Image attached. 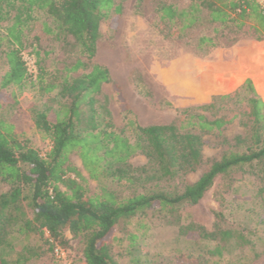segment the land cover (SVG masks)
Wrapping results in <instances>:
<instances>
[{"label":"trees","instance_id":"1","mask_svg":"<svg viewBox=\"0 0 264 264\" xmlns=\"http://www.w3.org/2000/svg\"><path fill=\"white\" fill-rule=\"evenodd\" d=\"M35 9L51 20L43 24L44 32L71 37L85 60L77 57L65 64L58 81H45L42 72L35 76L41 95L56 91L55 106L30 110L34 128L50 143L45 156L0 111V186H6L0 188V264H40L45 250L38 243L46 245L47 251L65 250L64 231L82 240L83 264H118L109 241L119 223L155 207L166 211L196 204L217 176L236 169L256 170L257 179L264 184V100L246 79L233 92L201 106L210 108L215 100L248 93L246 120H239L246 130L232 137L234 150L211 160L207 170L180 192H142L146 183L197 171L203 163V136H222L239 114L209 119L183 109L168 124L140 126L128 120L132 136L117 130L106 98L100 101L97 97L101 85L110 81L109 71L89 63L96 52L100 21L121 12V5L114 0H0V96L10 86L22 88L33 83L21 49L25 25ZM155 10L174 36L197 26L203 16L209 24H217L213 35L197 39V47L215 46L217 33L224 35V30L234 34L245 31L256 39L264 35V1L190 0L182 7L160 1ZM235 76L239 81L251 76L264 95V74L237 72ZM9 103L1 101L0 108ZM72 152L89 179H108L110 186L88 194L85 178L69 164ZM138 153L147 163L132 167L128 160ZM212 213L216 220L212 230L194 226L201 239L216 242L198 264L212 257L216 259L210 263L216 264L230 239L249 243L240 230L219 226L223 221L220 212ZM128 240L131 263L149 262L140 263L132 254L137 251L136 236L129 234Z\"/></svg>","mask_w":264,"mask_h":264},{"label":"rangeland","instance_id":"2","mask_svg":"<svg viewBox=\"0 0 264 264\" xmlns=\"http://www.w3.org/2000/svg\"><path fill=\"white\" fill-rule=\"evenodd\" d=\"M160 1L182 7L190 0H114L116 5H121V12L100 21L96 52L89 63L108 69L110 81L101 85L97 97L100 101L106 98L114 127L127 135H133L128 120L140 126L168 124L183 109L209 119L233 112L239 114L222 136H203V163L197 171L146 183L142 190L180 192L207 170L211 160L234 150L230 146L232 137L243 135L246 130L239 120H246L247 92L236 98L215 100L210 108L201 106L211 103L214 97L233 92L246 79L264 100L251 76H244L240 81L235 76L237 72L264 74V35L256 39L245 31L234 34L224 30V35L217 33L215 46L197 47V39L213 35L218 25L209 24L203 16L197 26L178 36L171 35L172 29L159 19L155 10ZM50 23L44 12L36 9L31 12V19L24 28L21 55L33 83L22 88L10 86L0 96V102H10L0 108L2 115L17 132L23 133L41 156L46 155L50 143L34 128L30 110L57 103L56 91L41 95L35 76L42 72L45 81H58L65 64L77 57L85 60L71 37L44 32L43 24ZM233 38L236 40L232 41ZM68 161L85 178L88 194L97 193L101 186H110L108 179H89L75 152L69 155ZM128 163L132 167L143 166L147 159L138 153ZM212 210L223 215L219 226L240 230L249 239L248 244L235 239L227 241L216 264H264V184L257 179L256 170L249 168L217 176L196 204L185 203L166 211L155 207L119 223L109 241L112 257L118 264H132L127 248L128 236L134 234L137 251L132 254L140 263L147 259L149 262L145 264H198L206 249L216 242L201 239L195 227L212 230L216 223ZM63 234L66 238L64 258H57L55 252L47 251L46 245L38 243L45 250L40 264H83L82 240L71 237L67 231ZM215 259L212 257L202 264H213L210 262Z\"/></svg>","mask_w":264,"mask_h":264},{"label":"built area","instance_id":"3","mask_svg":"<svg viewBox=\"0 0 264 264\" xmlns=\"http://www.w3.org/2000/svg\"><path fill=\"white\" fill-rule=\"evenodd\" d=\"M54 252H55V255H56L57 258H59V259H63L64 258V252H63V250L55 249Z\"/></svg>","mask_w":264,"mask_h":264}]
</instances>
